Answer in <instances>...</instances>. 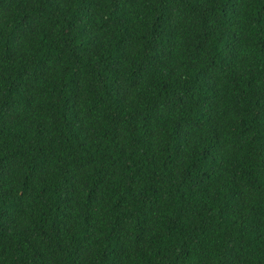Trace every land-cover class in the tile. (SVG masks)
Listing matches in <instances>:
<instances>
[{
	"label": "trees",
	"instance_id": "trees-1",
	"mask_svg": "<svg viewBox=\"0 0 264 264\" xmlns=\"http://www.w3.org/2000/svg\"><path fill=\"white\" fill-rule=\"evenodd\" d=\"M0 264H264V0H0Z\"/></svg>",
	"mask_w": 264,
	"mask_h": 264
}]
</instances>
